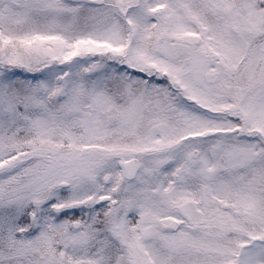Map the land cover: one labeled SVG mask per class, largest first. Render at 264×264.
Segmentation results:
<instances>
[{"label":"snow or ice","instance_id":"snow-or-ice-1","mask_svg":"<svg viewBox=\"0 0 264 264\" xmlns=\"http://www.w3.org/2000/svg\"><path fill=\"white\" fill-rule=\"evenodd\" d=\"M0 264H264V0H0Z\"/></svg>","mask_w":264,"mask_h":264}]
</instances>
